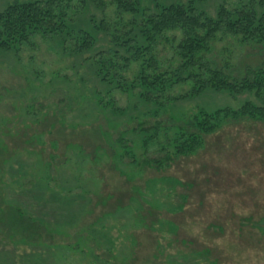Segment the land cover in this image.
<instances>
[{
    "label": "rangeland",
    "instance_id": "obj_1",
    "mask_svg": "<svg viewBox=\"0 0 264 264\" xmlns=\"http://www.w3.org/2000/svg\"><path fill=\"white\" fill-rule=\"evenodd\" d=\"M13 1L0 0V11ZM104 1V13L91 5L76 19L110 20L116 2ZM195 1L213 17L221 3L239 2ZM236 42L216 46L238 56L232 66L264 63V51ZM18 52H0V264H123V253L129 264H264V122H228L197 153L158 167L134 147L133 164L120 146L135 145V128L154 120L151 107L135 110L138 96L118 89L112 99L126 114L97 107L102 86L51 37ZM241 100L207 92L178 99L169 115ZM158 153L152 146L146 156Z\"/></svg>",
    "mask_w": 264,
    "mask_h": 264
},
{
    "label": "trees",
    "instance_id": "obj_2",
    "mask_svg": "<svg viewBox=\"0 0 264 264\" xmlns=\"http://www.w3.org/2000/svg\"><path fill=\"white\" fill-rule=\"evenodd\" d=\"M115 2L116 15L109 20L102 14L97 20L95 15L76 17L91 5L101 7L104 13V0H15L0 11V52L18 54L38 36L51 37L63 52L80 57L102 86L103 92L97 87L94 93L97 107L126 114L128 109L115 107L113 91L137 95L135 110L141 105L151 107L154 120H142L135 128V145L126 142L120 146L133 164L139 162V147L145 155L142 162L158 167L173 157L197 153L204 147L206 136L228 122H264V63L239 71L232 66L239 63L238 56L227 48L219 52L216 47L232 38L240 46L264 51V0H239L232 8L223 2L215 17L197 7L195 0L170 4L165 0ZM126 14L133 20L124 18ZM101 34L108 38L106 46L101 44ZM161 46L172 54L160 56ZM130 71L132 78L126 74ZM185 84L190 85L189 91L175 96L173 89ZM207 92H223L243 100L237 107H198L182 116L169 115L178 99ZM152 146L159 155L148 157ZM28 193L22 191L18 196L28 199ZM121 256L122 263L129 264L131 253Z\"/></svg>",
    "mask_w": 264,
    "mask_h": 264
}]
</instances>
